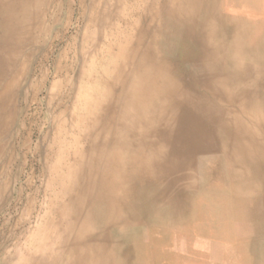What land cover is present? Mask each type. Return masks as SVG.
Here are the masks:
<instances>
[{
    "label": "bare ground",
    "instance_id": "1",
    "mask_svg": "<svg viewBox=\"0 0 264 264\" xmlns=\"http://www.w3.org/2000/svg\"><path fill=\"white\" fill-rule=\"evenodd\" d=\"M75 4L69 36V0H0V136L24 58L65 43L47 90L56 109L44 138V240L29 241L17 263L172 264L150 243L209 218L202 169L204 187L226 186L222 222L259 236L241 264H264V0ZM211 154L221 167L201 161Z\"/></svg>",
    "mask_w": 264,
    "mask_h": 264
},
{
    "label": "rangeland",
    "instance_id": "2",
    "mask_svg": "<svg viewBox=\"0 0 264 264\" xmlns=\"http://www.w3.org/2000/svg\"><path fill=\"white\" fill-rule=\"evenodd\" d=\"M69 1L71 4H73L72 5L73 6L72 9H74L73 18H75L73 19L74 24L72 23V25L70 26V30H69L70 33L68 32L69 34H67L70 36V34L72 35L76 32L75 26H77L76 19L78 16V11H77V6L75 4L76 0H69ZM61 40L62 39H59L54 44L52 43L53 45L51 44L49 50H47L46 53H42L41 55L36 56V59L34 58L35 60L34 59L27 60L26 58H24L22 64L27 65V74H26L27 78L25 77V81L23 80V82L20 83L18 91L15 93V96L13 98L12 108L13 107L14 108L12 109V117L10 116L11 118H9L11 120L6 130V134H5L6 136L5 135L0 136L1 138L0 139V150L4 148V152L3 151L0 152V209H1L0 210V264H2V261L4 262L3 264L5 263L6 264L8 263L18 264L19 261L22 259V257L25 255L26 252L24 251L27 250L30 243H37L38 241L41 242L42 240H44L43 237H41L40 235L42 232L41 229H43L44 227L42 224L44 222L42 221L41 217L43 218L44 215H46L47 213L46 212L47 209L45 205L46 204L45 199L47 198L46 196V174L43 173V164H44L43 152L47 149L48 138L47 139H44V138L46 134H49V137H50L49 139H51L52 115L56 109L54 105L49 106L46 100H47V94H48V91H47L48 86L54 81V75H53L54 65H55L53 63L54 58L56 57L57 53L62 49L63 45L65 44L64 41L63 40L61 41ZM26 51H29V50H26ZM77 68H79V66L75 68L72 74L73 76L75 74L77 75L76 73L78 71ZM24 110H26L27 112ZM42 146L43 147L45 146V147L43 148ZM35 163L36 164L38 163V164L36 165ZM15 190L16 191L18 190V192H15ZM7 207L9 209H7ZM35 209H36V212L34 211ZM8 234L10 235L8 236ZM32 237H34L35 239L34 238L32 239ZM11 248L13 250H11ZM150 248L152 250L156 249V247L152 243H150Z\"/></svg>",
    "mask_w": 264,
    "mask_h": 264
},
{
    "label": "crops",
    "instance_id": "3",
    "mask_svg": "<svg viewBox=\"0 0 264 264\" xmlns=\"http://www.w3.org/2000/svg\"><path fill=\"white\" fill-rule=\"evenodd\" d=\"M212 156H206L201 158L203 160H212L216 166L223 165L222 154H211ZM202 169H199L198 179H200L201 186H199V192L202 196H205V209L213 205L209 212V218L198 221L194 226L190 225H172L168 229L170 237L162 243L153 241V245L159 252L165 249L169 250L172 257V264H241L240 254L246 251L245 254L251 255V245L254 241L256 233L251 236L247 235L242 237L239 231L238 224H231L228 226L220 219L221 205L223 201V218L225 211V198L227 192L223 186V181L219 184L217 179L213 175L208 177L209 185L204 187L202 183V177L205 175L201 173ZM212 204H209V203ZM180 228L181 234H179ZM177 229L178 235H177ZM252 230L254 231L253 227ZM259 234V233H258ZM258 238L259 236L256 235ZM247 246L244 250L243 247ZM162 247V248H161ZM166 247V248H165ZM173 248V249H172ZM250 249V250H249ZM253 259V258H252ZM244 264V263H243ZM247 264H249L247 262ZM255 264V263H254Z\"/></svg>",
    "mask_w": 264,
    "mask_h": 264
}]
</instances>
